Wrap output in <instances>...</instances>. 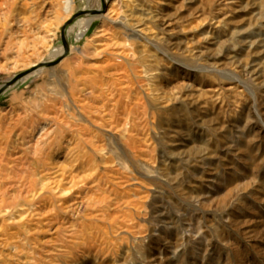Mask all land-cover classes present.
Instances as JSON below:
<instances>
[{"label":"rangeland","instance_id":"374dc122","mask_svg":"<svg viewBox=\"0 0 264 264\" xmlns=\"http://www.w3.org/2000/svg\"><path fill=\"white\" fill-rule=\"evenodd\" d=\"M30 70L0 264H264V0H0V88Z\"/></svg>","mask_w":264,"mask_h":264},{"label":"water","instance_id":"95a60500","mask_svg":"<svg viewBox=\"0 0 264 264\" xmlns=\"http://www.w3.org/2000/svg\"><path fill=\"white\" fill-rule=\"evenodd\" d=\"M106 10V6H105V2L102 1V9L101 10H90V11H80L78 12L76 15H74L72 17L71 20H69L61 29V42L63 45V50H64V54H66L68 52V47H67V43H66V36H65V30L67 28V26H69L73 21H75L76 19L83 17V16H98L101 15L105 12ZM56 63H52V64H43L41 66H37L36 68H41V67H51L54 66ZM33 70L27 71L25 73H22L16 77H14L12 80H10L8 83H6L2 88H0V93H2L4 90H6L7 88L13 86L14 84H16L19 80H21L22 78L26 77L27 75H29L30 73H32Z\"/></svg>","mask_w":264,"mask_h":264},{"label":"bare ground","instance_id":"6f19581e","mask_svg":"<svg viewBox=\"0 0 264 264\" xmlns=\"http://www.w3.org/2000/svg\"><path fill=\"white\" fill-rule=\"evenodd\" d=\"M88 22V21H87ZM83 23H85L84 22V20H79V22H77L75 25H73V26H71L68 30H67V33L69 34L71 31H72V29H74V28H80L82 25H83ZM78 34V33H77ZM82 35V34H81ZM61 53V51L59 50V52H56L55 53V55H59ZM42 68V67H41ZM15 85V84H14Z\"/></svg>","mask_w":264,"mask_h":264}]
</instances>
